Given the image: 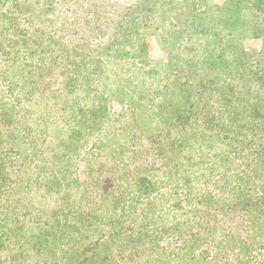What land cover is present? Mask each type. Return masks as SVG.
<instances>
[{
	"label": "rangeland",
	"instance_id": "374dc122",
	"mask_svg": "<svg viewBox=\"0 0 264 264\" xmlns=\"http://www.w3.org/2000/svg\"><path fill=\"white\" fill-rule=\"evenodd\" d=\"M16 2L0 264H264V0Z\"/></svg>",
	"mask_w": 264,
	"mask_h": 264
},
{
	"label": "trees",
	"instance_id": "16d2710c",
	"mask_svg": "<svg viewBox=\"0 0 264 264\" xmlns=\"http://www.w3.org/2000/svg\"><path fill=\"white\" fill-rule=\"evenodd\" d=\"M17 0H1L0 1V16L2 18H4L7 22V25L4 26V31L1 32V35H7L8 37V41L5 43L6 45L8 44L9 47L6 49L5 52L2 53V56L5 58V59H2L0 58V65L1 64H5L6 62H10L11 59L13 60L14 57H11L10 54V44L12 43L13 39L18 37L20 34L22 35L23 32L27 29V25L22 21V19H20L18 17V14L15 13L14 14V11H13V7H15L17 5L18 2H16ZM17 7V6H16ZM19 7V6H18ZM21 7V6H20ZM19 13H21L20 10H18ZM21 26V28L19 29L18 26ZM19 29V30H18ZM0 45L2 46L3 45V42L0 41ZM2 143L0 142V145ZM4 160L2 156H0V161ZM0 166H1V163H0ZM1 172V170H0ZM264 184V183H263ZM161 188L158 187V189ZM263 189V188H262ZM211 196V195H210ZM197 210V209H195ZM198 211V210H197Z\"/></svg>",
	"mask_w": 264,
	"mask_h": 264
}]
</instances>
